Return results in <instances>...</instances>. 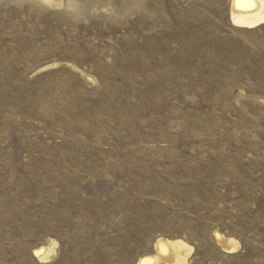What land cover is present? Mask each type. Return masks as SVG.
<instances>
[{
  "label": "rangeland",
  "instance_id": "1",
  "mask_svg": "<svg viewBox=\"0 0 264 264\" xmlns=\"http://www.w3.org/2000/svg\"><path fill=\"white\" fill-rule=\"evenodd\" d=\"M161 237L264 264V25L220 0H0V264H139Z\"/></svg>",
  "mask_w": 264,
  "mask_h": 264
},
{
  "label": "bare ground",
  "instance_id": "2",
  "mask_svg": "<svg viewBox=\"0 0 264 264\" xmlns=\"http://www.w3.org/2000/svg\"><path fill=\"white\" fill-rule=\"evenodd\" d=\"M38 1L51 8H59L63 5V0ZM220 5L228 7L230 20L236 28L252 30L264 25V0H227L226 2L220 0ZM217 239L218 244L226 252H233L239 247L236 240L224 235L217 233ZM55 244L50 240L48 246L36 249L35 253L40 261H45L50 254H54ZM154 248L155 252L142 258L139 264H190L188 259L193 248L183 240L161 237L156 241Z\"/></svg>",
  "mask_w": 264,
  "mask_h": 264
}]
</instances>
